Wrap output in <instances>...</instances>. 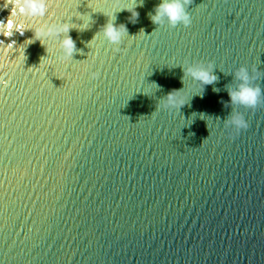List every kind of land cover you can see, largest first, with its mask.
<instances>
[{"label": "water", "instance_id": "water-1", "mask_svg": "<svg viewBox=\"0 0 264 264\" xmlns=\"http://www.w3.org/2000/svg\"><path fill=\"white\" fill-rule=\"evenodd\" d=\"M122 2L48 0L41 22L75 25L72 59L61 37L0 33V264H264V97L229 95L241 65L264 92V0H192L176 27L153 22L160 0L138 16ZM11 11L0 0V22ZM105 11L127 29L118 46L90 45ZM197 61L216 81L186 75ZM182 88L181 108L158 107ZM234 111L239 133L224 125Z\"/></svg>", "mask_w": 264, "mask_h": 264}, {"label": "clouds", "instance_id": "clouds-1", "mask_svg": "<svg viewBox=\"0 0 264 264\" xmlns=\"http://www.w3.org/2000/svg\"><path fill=\"white\" fill-rule=\"evenodd\" d=\"M192 0H160L157 5L155 13L152 15L153 22L158 25H164L165 23L169 27H176L178 25L189 26L192 23L191 13L187 11L189 4ZM12 5L11 15L7 22H0V33L4 36L13 35L14 31L23 33L25 29H32L34 31L33 39L27 41L28 44L39 40L41 44L47 45L50 38L61 37L58 43L60 50V56L58 59H72L73 53L78 51L74 40L69 35V30L75 25L66 21H58L55 24L41 22L40 18L44 17L51 4L48 0H10ZM143 0H126V2L118 3L115 11L128 10L133 16H138L139 13L135 11V8L139 4L142 6ZM95 11V9L93 8ZM115 11H105V14L109 16L108 22L104 25L102 31L90 41V45L98 38L107 40L110 44L118 46L127 36V29L125 26H117L115 24ZM83 23L81 28L87 27L89 16L76 14ZM8 49L12 51L13 44H7ZM19 54L17 59L24 62V49L21 46L15 49ZM49 55L41 59L37 71L46 64H51L52 56L49 49H47ZM184 70L186 75L191 76L193 81L199 82V84L207 85L216 81L217 77L214 74V64L211 61L208 62H193L185 63ZM95 76V73H92ZM236 79L239 81L237 86L230 90V99L233 104H237L246 108H255L260 99L264 97V92L261 88L255 85L252 80V76L249 73L247 67L241 65L235 73ZM6 85L7 81H3ZM160 86L155 82L143 85L142 92L145 95H149L152 89H158ZM185 89H177L169 92L165 99L159 104L158 107L167 108L169 110H178L181 108L188 96L184 94ZM158 110V108H157ZM156 110V111H157ZM203 118V117H202ZM194 123V121H193ZM191 124H189L190 126ZM225 127L231 126L236 133H239L243 129L249 127V122L243 114L238 111H234L230 118L224 123Z\"/></svg>", "mask_w": 264, "mask_h": 264}]
</instances>
